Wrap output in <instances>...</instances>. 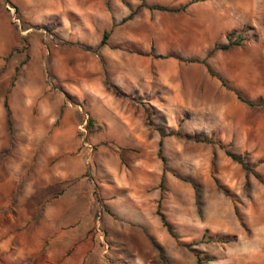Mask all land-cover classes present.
Returning <instances> with one entry per match:
<instances>
[{
  "label": "rangeland",
  "instance_id": "1",
  "mask_svg": "<svg viewBox=\"0 0 264 264\" xmlns=\"http://www.w3.org/2000/svg\"><path fill=\"white\" fill-rule=\"evenodd\" d=\"M187 1L0 0V264H264V0Z\"/></svg>",
  "mask_w": 264,
  "mask_h": 264
},
{
  "label": "trees",
  "instance_id": "2",
  "mask_svg": "<svg viewBox=\"0 0 264 264\" xmlns=\"http://www.w3.org/2000/svg\"><path fill=\"white\" fill-rule=\"evenodd\" d=\"M198 1H201V0H189L186 3H184V4L180 5V6H176V7H170L169 8V7L152 6V7H149L148 9L149 10L161 11V12L178 13V12L185 11V9L188 6L194 4V3L198 2ZM130 17H131V14L128 15L123 21L130 19ZM107 37H108V33L105 32V31L102 32V35H101V38H100V42H99V45L100 46H102V45L105 44V41H106ZM225 39H226L227 43L226 44H222V45H214L207 52V54H206L207 57L211 56L215 51H225V50H227L232 45L239 46L240 43L243 41V36L241 34H239V33L234 32V31H230V32H228L225 35ZM202 64H203V62H202ZM203 65L205 66L207 73H209V75H212L211 74V71L208 69V67L205 64H203ZM217 80L219 81V83H220L221 86L225 87V83L222 80H220L219 78H217ZM112 91H113L114 95H118L117 92H116V90H114L113 88H112ZM234 94H235V97H236V99L238 101L246 104L249 107H264V104L263 103L249 102V101L243 99L239 94H237V93H234ZM3 107H4V110H5L6 125H7V128L10 130L11 129V121L9 119V111L7 109V106H6V103L5 102L3 103ZM193 141H195V142H204V143H208V144H211L212 143L213 144V142L211 140H205L204 138H193ZM215 144L222 150V152L224 153V155L228 159H230L232 162L238 164L243 171L250 173L255 178V180H257L264 187V179H262L254 171V166L249 165L244 160L243 157L231 153L226 147L222 146L221 144H219V143H215ZM158 153H160V152H158ZM159 159H160L161 163L164 165L163 158H161L159 156ZM258 164H264V157L261 158L258 161ZM191 186L194 188V185L192 183H191ZM155 215L159 219V222H160L161 226L166 230L167 234L172 239H174L177 242L176 236L174 235L171 226L165 221L164 217L159 212L158 207L155 210ZM217 242H227V241L225 240V241H217ZM195 257L197 258V263L200 264L198 257L196 255H195Z\"/></svg>",
  "mask_w": 264,
  "mask_h": 264
},
{
  "label": "crops",
  "instance_id": "3",
  "mask_svg": "<svg viewBox=\"0 0 264 264\" xmlns=\"http://www.w3.org/2000/svg\"><path fill=\"white\" fill-rule=\"evenodd\" d=\"M244 13V9L242 10V14ZM56 199L54 201L48 202L45 204L44 208H43V212L41 214H39V216L34 217L32 214L27 215L24 211H21V214H19L20 216V220L21 222H53V226L54 227H66L69 226V222H83L82 225H80L78 231H80V233H82V228L85 230L89 227V225L91 224L92 221V216H93V207H90V210H87L84 214V217H82L83 219L80 220H75V221H70L65 219V215L68 212V207H69V203H68V198L66 196H64L63 193H61L60 195H57V197H55ZM20 202V200H19ZM41 206V205H40ZM41 209V207L38 206V208L35 210L36 212H39V210ZM87 209V208H84ZM33 211V210H31ZM74 242L69 241V242H65V239H56L54 246L57 250L60 251V255L64 256L65 253L71 249V247L75 246ZM77 244V243H76ZM71 254V253H70ZM67 256L66 260L67 262H65L64 264H89L90 258L89 255L91 254H86L82 257L78 259L73 258L72 256ZM97 258H99V256L96 254ZM89 258V259H88ZM81 261V262H80Z\"/></svg>",
  "mask_w": 264,
  "mask_h": 264
}]
</instances>
